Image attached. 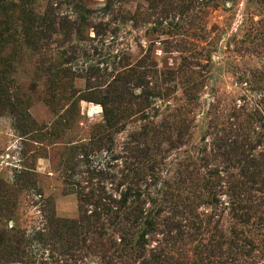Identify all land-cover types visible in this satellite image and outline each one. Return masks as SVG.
<instances>
[{
	"label": "rangeland",
	"instance_id": "obj_1",
	"mask_svg": "<svg viewBox=\"0 0 264 264\" xmlns=\"http://www.w3.org/2000/svg\"><path fill=\"white\" fill-rule=\"evenodd\" d=\"M57 3L68 29L57 26L28 43L30 17H43ZM0 5V264H166L155 261L167 245L162 234L129 261L113 252L102 258L92 243L93 254L78 248L69 258L66 252L82 237L79 230L77 237L62 232V225L79 221L90 206L81 204L83 195L117 188L129 173L124 147L138 142L149 155L142 158L151 176L143 188L169 191V207L177 201L178 177L209 166L223 180L215 179L220 202L214 206L203 189L185 192L196 218L186 220L184 208L161 216L166 226L160 231L170 222L182 225L172 230L177 260L195 264L202 252L212 264H264V184L253 183L247 196L249 251L237 250L241 242L228 230L244 197L229 191L228 177L237 172L214 148L233 125L236 136L262 140L256 157L264 152V0ZM206 147L209 153L202 154ZM152 173L157 181L151 186ZM216 229L223 237L213 238Z\"/></svg>",
	"mask_w": 264,
	"mask_h": 264
},
{
	"label": "trees",
	"instance_id": "obj_2",
	"mask_svg": "<svg viewBox=\"0 0 264 264\" xmlns=\"http://www.w3.org/2000/svg\"><path fill=\"white\" fill-rule=\"evenodd\" d=\"M13 7L14 6H12L11 9ZM0 11H3L1 5ZM55 11H60V3H57V6L48 11L43 17H39V15L30 17L29 24L25 29L26 41L28 43L31 40L35 42L37 40L35 36L46 38L50 31L52 35V33H55L57 26L68 29L65 22L66 20L63 18L60 19ZM22 12H25V10L23 9ZM31 18L32 24L30 25ZM81 26L82 24H80L78 28ZM38 40L40 42V39ZM117 94L118 91L115 95V103L117 102ZM142 100L143 102H148L146 99ZM102 104L106 111V118L110 120V101L104 99ZM113 122H111V124H113ZM156 127V129H160L161 126ZM151 130L153 129L151 128ZM230 131H228L226 135L222 134V137H217L216 140L218 141L214 144V148L215 151L221 154V158L226 160V165L231 169L234 168L237 172L234 173V176L231 175L228 177V183L230 184L229 191L232 194H237L238 198H240V196H242V198L244 197V200L240 199L238 201V205L233 211V221L231 222V228L228 230V233L234 236L235 243H238V241L241 242L237 250L248 248L249 251V246L247 245L249 244V231H244L247 225L246 220H249L248 211H250L247 208L248 205L246 202L249 200L247 197L249 196V192L253 191V189H251L252 184H264L262 180L264 171V152L261 153L262 155H260V158L259 156H255L257 144H261L260 142L262 140L254 143L252 140H255V138L249 137V133H245L243 137L236 136L237 130L234 129L233 125ZM142 132L143 134L146 133L144 130ZM153 134V136L157 138L155 132ZM239 138H242L241 141ZM136 144H139L137 148H134L135 146L131 148L124 147L127 155H122L121 159H123L124 167L129 173H123L122 178L124 180L117 185V188L112 189L110 193L105 190L106 193L100 196L95 194L83 195L80 199L81 204L90 206L86 210H83L84 213L79 221L62 225V232L73 234L74 237L78 235L77 238L82 237L81 240L78 239L76 244H72L71 248L68 246V249H66V252L69 253V258L74 256L70 254V251L74 252L78 248H87L90 250L89 253H92L94 250L91 246H93L95 247V252H98L102 258L106 259L107 256H105V254L107 252L110 255L111 252H113V256L115 253H119L118 258L121 256V258H126L128 260L131 259L134 252L137 253L144 244L148 245L152 237L162 234L163 237H167V245L164 249L161 248L160 251L157 250L159 254L155 255V261L157 262L159 260L162 263L165 261L166 264H186L182 260V256L179 260L174 256V253L176 254L177 239L174 237L172 230H181L182 225L174 227L175 225H172L170 222L172 229L169 228L168 230L160 231L159 228L166 226L165 221L164 223L162 222L161 216L165 212L173 214L174 210L184 208L187 213L186 220L189 218H196L194 214L195 210H192V198H185L183 196L185 192H192L195 194L196 188L203 189V191L208 194L210 204H213V206L220 202L216 196L218 194L213 193V191L217 189V182L215 179L221 180V183L223 181L220 176V171L206 166L203 167L204 172L200 169L196 175L191 174L175 179V187L179 190L177 189V195H172L177 197V201L175 204H171L173 207H169V204L173 201L169 191H166V189H155L152 191L151 189L143 188L144 184L146 185L149 183V177H151L148 175L142 162V158L146 159L149 157L148 147L141 149L139 147L143 143L138 142ZM207 149L208 147L201 149V153H209ZM201 161H205L204 165H209L206 163V158ZM126 170L124 169L123 171ZM152 177L154 180H151V186L156 185L157 181V176H155V174L152 173ZM119 186H121V188H119ZM168 187L171 189V186L168 185ZM184 187L186 188L182 189ZM114 192L117 193V196L114 195ZM241 201L243 203H241ZM185 202L186 204H184ZM90 207L94 209L91 210ZM181 213L184 216V211ZM174 223L177 224V222ZM77 230H79V233H76ZM215 234L213 238L219 239L223 237V234L218 229H216ZM41 237L42 235L39 236L40 239ZM18 242L20 243L21 241ZM161 242L164 244L163 240ZM222 249L219 248L218 250L222 251ZM177 252L181 254L179 251ZM197 255L199 258L194 260L195 264H212L211 257L208 258L204 256L202 252H199ZM120 262L122 263V261ZM105 264H108V262H105Z\"/></svg>",
	"mask_w": 264,
	"mask_h": 264
}]
</instances>
